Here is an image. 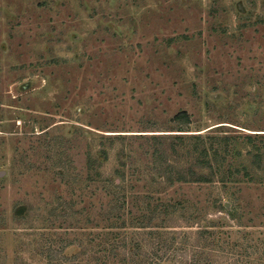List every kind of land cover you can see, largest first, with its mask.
<instances>
[{"label": "rangeland", "instance_id": "rangeland-1", "mask_svg": "<svg viewBox=\"0 0 264 264\" xmlns=\"http://www.w3.org/2000/svg\"><path fill=\"white\" fill-rule=\"evenodd\" d=\"M163 242L264 264V0H0V264Z\"/></svg>", "mask_w": 264, "mask_h": 264}, {"label": "trees", "instance_id": "trees-1", "mask_svg": "<svg viewBox=\"0 0 264 264\" xmlns=\"http://www.w3.org/2000/svg\"><path fill=\"white\" fill-rule=\"evenodd\" d=\"M173 121L177 122L178 124V130L177 131H184V128L188 126L189 124V114L185 111L182 110L178 113H176L173 118ZM202 169V170H201ZM177 169H165V173L168 174L170 172H176ZM206 171V172H211L214 171L211 164H206L205 162H203L202 164H199L198 166V171ZM170 171V172H169ZM191 173H195L196 170H191ZM179 172V171H178ZM170 178L168 179L169 183L173 184V179L171 178L172 176H169ZM179 179H175L174 181H178ZM199 180L205 182L206 178L204 177L203 173L200 174V178ZM164 210H162L161 213L156 214L155 210H151L150 212L148 211L147 215H148V220L149 221H156L157 219H164L166 217V215L168 214H172V211H168L167 207L163 208ZM165 216V217H164ZM154 227H158L155 230L150 231V235L154 236L155 239H158V241H160V239L158 237H161L160 232H158L161 228L164 227V225L161 224H156L154 225ZM158 236V237H157ZM138 248L137 245H135V248ZM156 250L153 252V254L147 259L146 262H144V260H140L139 262H135L134 264H175L173 262L174 257H172L167 251L170 250V245H165V242L159 244V246H156ZM140 251V250H138ZM168 253V254H167ZM191 264H196V262H192Z\"/></svg>", "mask_w": 264, "mask_h": 264}]
</instances>
